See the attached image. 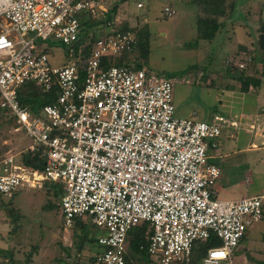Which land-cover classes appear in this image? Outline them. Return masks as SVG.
I'll use <instances>...</instances> for the list:
<instances>
[{"label": "built area", "instance_id": "1", "mask_svg": "<svg viewBox=\"0 0 264 264\" xmlns=\"http://www.w3.org/2000/svg\"><path fill=\"white\" fill-rule=\"evenodd\" d=\"M110 1L0 0V20L11 25L0 22V110L32 140L25 151L43 160V169L35 170L16 155L0 156V197L48 183L61 187L64 229L86 219L104 232L95 264H125L128 233L143 223L151 231L153 264H190L194 242L212 236L220 245L208 249L201 264H234L239 242L262 220L264 192L217 200L220 169L208 162L207 149L238 124L222 115L209 122L176 118L170 77L103 66L131 50L128 32L98 31L88 55L79 49L73 58L80 19L103 18ZM163 14L175 12L166 7ZM50 38L68 49L66 65L52 67L37 52L36 41ZM25 84L55 90L56 98L37 110L24 108L18 92Z\"/></svg>", "mask_w": 264, "mask_h": 264}, {"label": "rangeland", "instance_id": "2", "mask_svg": "<svg viewBox=\"0 0 264 264\" xmlns=\"http://www.w3.org/2000/svg\"><path fill=\"white\" fill-rule=\"evenodd\" d=\"M114 2L116 0H111L107 7H112ZM137 3H141L142 8L138 9ZM165 7L173 9L175 15L164 16ZM198 17L191 0H129L122 3L112 23L118 27L127 23L134 48L131 52L114 56V59L129 60L130 67H140L144 71L170 77L173 80L174 116L207 121L223 110L220 102L224 100V87L220 83L227 79L224 76L226 62L233 57L232 72L235 71L234 67L241 68L240 64L243 68L247 67L246 55L236 54V49L239 45L251 49V42L256 41L260 20L264 23V0H238L232 19L227 21L216 39L212 42L200 40L195 47L192 44L197 41ZM99 30L97 28L96 32ZM32 37L33 34H30L28 39ZM139 42L147 48L146 60H141L136 50ZM65 49L59 40L52 38L36 41L37 52H44L52 67L67 64ZM248 67L253 70L257 68L256 65L253 68V63ZM1 122L4 120L0 119ZM30 145L32 140L23 131H16L13 124L1 126L0 154L10 153L18 158V154ZM225 172L227 170H222L224 177ZM237 176L242 183L240 192L243 197L264 192V174L254 175L250 182L245 181L246 174ZM49 186L52 185L48 183L42 189L21 190L11 205H7L8 198H3L4 202L0 205V264H23L27 256H31L30 264H59L60 259L69 261L64 249L69 250L71 257L75 255L77 239L72 236L74 227L64 229L62 212L58 208L59 199ZM222 197L221 194L217 195L219 200H232ZM49 203L53 205L50 209L47 208ZM11 214L17 217L15 221ZM80 220L84 222V230L89 238L96 241L104 234L86 219ZM263 232L264 221L251 226L235 250L234 264H243L248 254L255 260L264 261ZM97 249L101 248L96 246L93 251ZM92 254L86 246L80 260L87 262Z\"/></svg>", "mask_w": 264, "mask_h": 264}, {"label": "trees", "instance_id": "3", "mask_svg": "<svg viewBox=\"0 0 264 264\" xmlns=\"http://www.w3.org/2000/svg\"><path fill=\"white\" fill-rule=\"evenodd\" d=\"M129 0H116L113 6L109 9V11L105 14V16L98 20H91L88 17H82L81 26L83 31L79 37L77 43L74 44L73 48L75 51V55L73 58L77 56V51L81 49L82 56L85 57L88 55L90 48L93 45L94 38H96L97 28H100L99 32L102 36L108 34L111 30L119 31L121 33H131V29H129L127 23H123L122 26H116L112 23L113 17L117 12V9L120 4L127 2ZM191 3L197 9V15L199 16L197 19V41L193 43V46H197L200 40L212 42L216 39L217 35L223 30L227 21L231 20L234 12L236 10V6L238 0H191ZM166 8V7H165ZM173 10V9H171ZM174 11V10H173ZM261 24L257 28V36L256 42L254 44V49H246V46L239 45L238 52L236 54H241L242 49H246V54L248 55L245 62L247 63V67L250 63L263 62L264 60V23L260 20ZM108 32V33H104ZM91 33V35H88ZM87 46L85 47V45ZM134 46H132L131 50H127L122 52L123 54L126 52H131ZM135 50V49H134ZM136 50L139 53L141 60H146L148 51L145 45L139 42L137 44ZM67 61L69 60V51L65 49L64 52ZM129 61V60H128ZM127 60H116L114 57L106 58L102 61V65L105 67L117 66V67H125L129 70H143L140 67L133 68L129 66ZM247 67L239 68L234 67L235 71H231L232 64H227V72L230 79L235 80L240 85L241 92H247V90L252 87L256 88L260 85V80L255 77L248 76ZM56 98V91L53 90L51 92H42L39 88L35 87L33 84H25L23 85L18 92V100L22 107L30 108V109H39L45 105L51 104ZM0 119L4 120V122L0 123L1 126L5 124L15 125L12 120H6L4 113L0 110ZM3 124V125H2ZM3 154H0L2 156ZM19 162L27 168H32L35 170L43 169V160L38 152H27L22 151L17 158ZM49 188L55 193L57 198L59 199V204L61 198L63 196V191L61 187L57 185L49 186ZM17 194V193H16ZM14 194L11 198H8L9 202L7 205H11L13 203V199L16 196ZM4 202L3 198L0 197V205ZM6 203V202H5ZM53 205L50 203L47 205V208H52ZM12 215V214H11ZM13 221L16 220V216L12 215ZM264 218V212L263 217ZM64 226V225H63ZM74 232L72 234L73 239H77L76 245V253L72 257L69 254L68 249H64L67 258L69 261H65L63 259L59 260V264H95L96 256L101 252V249L97 251H93L94 247L101 248L98 244V239L95 241L94 239L89 238L84 230V222L80 219H76L74 221ZM151 234L150 227L148 223H143L137 225L132 228L128 233L127 239V253L125 258V264H153L148 253V237ZM244 237V236H243ZM243 239V238H242ZM241 242V241H240ZM239 242V243H240ZM220 242L215 237H210L205 241H196L192 246L191 251V261L190 264H199L202 258L205 256L208 249L218 247ZM239 245V244H238ZM89 247V250L93 252V254L88 257L87 262L80 260V256L82 254V250L85 247ZM28 258L25 260L23 264H30L31 256H27ZM251 262V261H250ZM264 264V263H260Z\"/></svg>", "mask_w": 264, "mask_h": 264}, {"label": "crops", "instance_id": "4", "mask_svg": "<svg viewBox=\"0 0 264 264\" xmlns=\"http://www.w3.org/2000/svg\"><path fill=\"white\" fill-rule=\"evenodd\" d=\"M254 42L256 41L253 40L251 42V49H254ZM246 49H242L241 54L246 55L247 59ZM238 50L239 48L237 47L236 52ZM231 59L233 57L229 58L226 66L227 64H233L232 62L234 61ZM255 65L257 66L256 69L253 70L248 67L247 72L248 76L260 80L258 87H250L247 92H241L239 83L230 79L227 71L224 75L227 79L220 83L224 87V92L222 93L224 100L220 102V108L223 110H221V114L214 115H225L224 117L236 121L238 128L228 129L223 132L218 139L209 143L207 149L208 162L215 164L220 169V176L215 184V198L219 200L217 195L221 194L223 199H232L219 201H234L247 198L243 197L240 192L242 183L239 182L237 175L245 176L246 174L247 178L245 181L250 182V178L254 175L264 174V60L263 62L253 63V68ZM212 117L205 122H209ZM222 170H227L225 177L222 174ZM238 172L242 174H238ZM257 195H260V193L254 196ZM261 221L263 222L264 218ZM246 233L243 239L246 237ZM262 235L261 239L264 241V232ZM242 263L260 264L264 263V261L255 260L251 254H248Z\"/></svg>", "mask_w": 264, "mask_h": 264}, {"label": "bare ground", "instance_id": "5", "mask_svg": "<svg viewBox=\"0 0 264 264\" xmlns=\"http://www.w3.org/2000/svg\"><path fill=\"white\" fill-rule=\"evenodd\" d=\"M0 22H1V24H2L4 27H6L7 29H9L10 26H11L10 23L7 22V21L4 20V19L0 20Z\"/></svg>", "mask_w": 264, "mask_h": 264}]
</instances>
